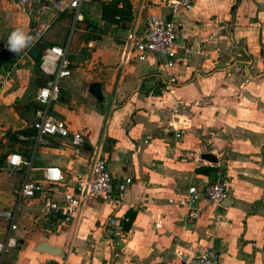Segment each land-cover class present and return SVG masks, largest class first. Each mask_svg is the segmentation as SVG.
<instances>
[{"label":"crops","instance_id":"0c3cea01","mask_svg":"<svg viewBox=\"0 0 264 264\" xmlns=\"http://www.w3.org/2000/svg\"><path fill=\"white\" fill-rule=\"evenodd\" d=\"M163 1L171 0L91 1L81 9L83 20L73 22L68 13L53 19L35 7L28 15L0 0V210L17 208L14 230L0 219V243L7 236L17 241L0 264H55L59 256L36 251L42 242L60 249L64 241L62 232L46 234L42 201L71 190L95 149L114 180L131 184L117 207L93 201L85 208L68 264H181L206 252L218 254L220 264H264V0H191L189 11L173 16ZM139 12L140 30L149 15L179 25L176 84L169 90L154 74L158 65L169 70L154 57L120 63ZM35 19L49 24L38 41ZM17 29L33 39L12 53L8 38ZM51 46L66 49L70 75L58 81L60 97L48 111L82 135L79 149L68 138L33 139L35 96L48 78L40 56ZM92 83L100 85V102L88 93ZM205 153L216 163L201 160ZM15 154L28 166L8 167ZM44 166L59 168L64 182L47 184ZM217 167L226 196L207 202L203 188ZM26 179L42 191L19 199ZM190 186L197 190L194 220L186 218ZM111 215L122 217L126 232L118 244L106 226Z\"/></svg>","mask_w":264,"mask_h":264},{"label":"built area","instance_id":"2783aa9c","mask_svg":"<svg viewBox=\"0 0 264 264\" xmlns=\"http://www.w3.org/2000/svg\"><path fill=\"white\" fill-rule=\"evenodd\" d=\"M18 9L31 15L33 9L38 7L49 11L55 19L62 14H71L73 22L83 20L81 9L91 1H99L107 4L112 0H10ZM173 16L179 10L189 11L191 0L163 1ZM148 6V5H147ZM128 28L120 52V63L128 64L131 60L144 61L147 57H154L159 64L165 66L169 72L164 74L160 65L155 68V76L161 84V89L169 90L176 84V75L173 72L175 64L179 61L180 53L176 46V38L179 32V25L171 18L161 20L154 15L146 17V26L138 28V19ZM116 20L118 18L116 17ZM32 31L35 41L41 39L49 24H40L37 19L32 22ZM189 51L184 49L182 55L187 56ZM40 68L48 75L44 84L38 89L35 101L39 108L34 111V118L31 129L34 132L33 139L42 143L47 138H68L74 148L79 149L83 143V137L79 133H70L66 124L52 116L48 107L56 103L60 97L58 81L70 75V63L65 48L51 46L45 48L40 56ZM174 112L173 109H170ZM166 129L170 121L165 123ZM23 139V138H22ZM7 166L12 169H19L28 166V163L18 154L11 155L7 159ZM42 178L49 185H61L64 177L59 168L44 166L41 168ZM227 179L220 168H215L211 180L203 188V197L207 202L219 203L226 196ZM131 184V179L114 180L105 158L99 149H95L87 158L86 171L82 175H76V180L71 190H64L58 198L48 195L44 198L41 211L49 217V228L46 234L62 232L64 241L60 247V256L55 264H68L67 258L74 251L75 241L82 223L85 208L93 201L109 202L117 207L122 196ZM42 188L33 181L25 180L18 192L19 199H31L36 192ZM185 204L187 206L186 218L194 220L198 216V209L195 206L197 190L190 186L185 193ZM17 208L11 211L0 210V219L8 223L10 230L15 229ZM122 217L111 215L106 226L110 237L118 244L126 237L122 227ZM16 239L9 236L0 243V254L16 247ZM181 264H220V256L216 253L206 252L198 256L182 258Z\"/></svg>","mask_w":264,"mask_h":264},{"label":"water","instance_id":"95a60500","mask_svg":"<svg viewBox=\"0 0 264 264\" xmlns=\"http://www.w3.org/2000/svg\"><path fill=\"white\" fill-rule=\"evenodd\" d=\"M88 93L96 99V101L100 102L102 100L101 94H100V85L98 83H92L88 87ZM83 149L86 147L83 145ZM200 159L209 163H216V159L214 156L210 154H202L200 155ZM36 251L44 252L47 254H50L52 256L58 257L60 256V249L59 248H53L51 247L47 242H42L36 247Z\"/></svg>","mask_w":264,"mask_h":264},{"label":"clouds","instance_id":"9594fccd","mask_svg":"<svg viewBox=\"0 0 264 264\" xmlns=\"http://www.w3.org/2000/svg\"><path fill=\"white\" fill-rule=\"evenodd\" d=\"M32 37L25 35L22 30L13 31L8 38V50L12 53H20L31 46Z\"/></svg>","mask_w":264,"mask_h":264},{"label":"rangeland","instance_id":"374dc122","mask_svg":"<svg viewBox=\"0 0 264 264\" xmlns=\"http://www.w3.org/2000/svg\"><path fill=\"white\" fill-rule=\"evenodd\" d=\"M79 28H81V27H79ZM69 29H70L69 27H67V28L65 29V32H64V34H63V36H65L64 38H66L67 35H69V32H70Z\"/></svg>","mask_w":264,"mask_h":264},{"label":"trees","instance_id":"16d2710c","mask_svg":"<svg viewBox=\"0 0 264 264\" xmlns=\"http://www.w3.org/2000/svg\"><path fill=\"white\" fill-rule=\"evenodd\" d=\"M105 10H108V8H105L104 11H105Z\"/></svg>","mask_w":264,"mask_h":264}]
</instances>
